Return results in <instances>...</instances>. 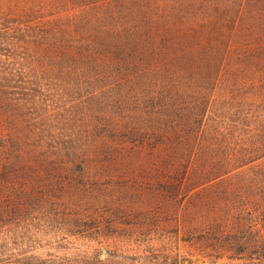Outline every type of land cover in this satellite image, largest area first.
<instances>
[{
  "label": "trees",
  "instance_id": "1",
  "mask_svg": "<svg viewBox=\"0 0 264 264\" xmlns=\"http://www.w3.org/2000/svg\"><path fill=\"white\" fill-rule=\"evenodd\" d=\"M41 11L27 34L0 11V264L11 259L10 211L21 212V202L6 198L12 181L34 204L33 195L42 190L46 199L55 188L60 223L77 236L101 227L102 214L90 207L101 193L94 182L120 176V161L153 175L155 196L175 206L251 167L261 180L253 206L264 212V161L254 165L264 160V0H44ZM30 44L41 64L33 77L69 97L67 113L62 102L44 112L48 91L13 70L12 56L26 55ZM49 120L63 125L59 133ZM230 193L209 197L220 198L224 223L238 206L227 202ZM182 220L177 214L178 228ZM138 253L122 257L167 264ZM86 254L48 263L30 254L14 264H108Z\"/></svg>",
  "mask_w": 264,
  "mask_h": 264
},
{
  "label": "rangeland",
  "instance_id": "2",
  "mask_svg": "<svg viewBox=\"0 0 264 264\" xmlns=\"http://www.w3.org/2000/svg\"><path fill=\"white\" fill-rule=\"evenodd\" d=\"M43 3L44 0H0V11H9L10 20L14 18V23L27 34L30 26L34 22L38 24L37 20L43 15ZM30 45L32 49L27 50L26 55L12 56L13 70L22 68L26 71V85L31 84L39 92L48 91L47 97L41 96L39 103L45 106L44 112L51 113L53 104L62 102L61 113H67L66 109L72 102L69 97L65 98L58 86H46L39 78L33 77L41 64L36 49ZM3 82L9 84L14 79L11 76ZM48 124H51L53 134L59 133L63 127L50 120ZM124 164L120 161V176L94 182L101 193L91 195L90 207L92 211L100 212L103 219L100 228L87 231L84 236L73 235L62 227L59 217L64 203L58 198L55 188L51 189V197L46 199L42 190L33 195L34 204L29 201L27 193L22 192L19 197L16 191L18 181H12V189L6 198L22 205L19 206L21 212L16 210V205L12 207L6 227L11 255L9 264L30 254H37L40 260L48 263L58 255H71L80 250L87 252L86 257H100L102 246L107 249L103 261L108 264H129L122 256L134 255L136 250L150 260L167 264L174 260L177 264H184L186 260L188 264L189 260L191 264H211L214 260L220 264H252L264 260L261 256L264 254V212L253 206L259 198L261 180L254 181L256 172L251 167L232 172L212 183L211 188L207 185L186 194L183 203L175 206L171 201L155 196L153 188L157 184L153 175H140L137 163L130 167ZM146 168L151 169L150 166ZM127 169L130 170L127 172ZM260 176L257 174L256 179H262ZM256 186L257 191L254 189ZM223 188L231 190L227 202L238 203L229 210V214H224L225 223L219 207L220 198L212 203L209 198ZM177 214L183 217L179 228L176 225ZM88 224L95 226L94 220ZM2 241L0 235V244Z\"/></svg>",
  "mask_w": 264,
  "mask_h": 264
},
{
  "label": "water",
  "instance_id": "3",
  "mask_svg": "<svg viewBox=\"0 0 264 264\" xmlns=\"http://www.w3.org/2000/svg\"><path fill=\"white\" fill-rule=\"evenodd\" d=\"M106 254H107V249H106L105 246H102V248H101V254H100V258H101V260H105V258H106ZM184 264H188V261L186 260V261L184 262Z\"/></svg>",
  "mask_w": 264,
  "mask_h": 264
}]
</instances>
